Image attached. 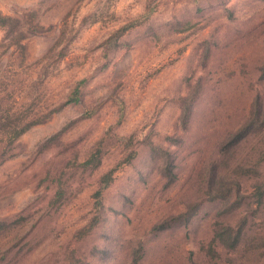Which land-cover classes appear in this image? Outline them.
I'll return each mask as SVG.
<instances>
[{
    "label": "rangeland",
    "instance_id": "1",
    "mask_svg": "<svg viewBox=\"0 0 264 264\" xmlns=\"http://www.w3.org/2000/svg\"><path fill=\"white\" fill-rule=\"evenodd\" d=\"M0 14V264L248 257L219 250V222L264 237L252 179L230 171L264 178V125L223 150L224 180L206 171L264 93V0H0Z\"/></svg>",
    "mask_w": 264,
    "mask_h": 264
},
{
    "label": "trees",
    "instance_id": "2",
    "mask_svg": "<svg viewBox=\"0 0 264 264\" xmlns=\"http://www.w3.org/2000/svg\"><path fill=\"white\" fill-rule=\"evenodd\" d=\"M9 21V18L4 17L0 14V26L5 25L7 22ZM264 94L261 92V90L259 89L257 92H251V94L249 95V101L251 100V108H250V112L249 115L247 116V119L245 118L246 115H242V119H244V121L242 122V124H239L240 122H236L234 128H232V130L228 131V135L226 137V139H228V142L224 145V147L222 148L223 150H226V152L228 151L229 148H231L232 146L236 145V143L239 141L241 142L247 135V130L251 127L255 125H258L259 127L264 125V112L262 110H260V106L258 105L259 100H261V95ZM80 98V92L78 87H75L70 95L68 96V100L67 102H65V104L68 103H77L79 101ZM64 105V104H63ZM247 108H244V110ZM42 123L40 120H31L29 122H23L21 121L17 126H15V128H11V131L13 132V137H18L19 135H21L22 133H24L25 131H27L31 126L37 125ZM224 152V151H223ZM226 152L222 153L220 155L221 159H214L211 161L210 164V168L206 171L208 179L210 178H219L221 180H224V176L223 174H221V170L219 169V165H224L223 161H225V156L227 154H225ZM233 155V153H232ZM234 157V155H233ZM229 160V158H228ZM227 160V162H228ZM245 164V163H244ZM244 165H240L239 163L235 164L232 166V168L230 169L231 172L235 171V170H243L244 174L249 177L250 179H252L253 182V186H252V190L250 192L251 197L253 199V205L256 206H263L264 204V178H262V173H260V171L258 170L257 166L255 169V172L252 170V168H254V166H251V164H245V168H243ZM243 168V169H242ZM220 173V174H219ZM212 174V175H211ZM111 175H112V171H108L107 173L103 174L101 176V181L104 183L102 186H99V189L94 193L93 197L96 199L95 201V207L97 209H100L102 207V201L100 200L101 197V193L102 190L106 187V185L111 181ZM211 175V177L209 178V176ZM171 178L175 179V176L172 175ZM229 188V187H228ZM222 198H220L222 201H224V204H228L229 201H231V196L228 195V192H222ZM239 194H237L238 196ZM242 198L241 196H238V199ZM232 205V204H230ZM229 206V205H228ZM246 217H242L241 219L238 220V225H234L232 222L228 221V220H223L221 222H219V250L220 249H224V250H228L231 252L236 251V249L238 248V246H240L242 244V242L246 243L245 245H247V252L246 254L250 253L247 257V255L241 257V261L238 262V264H261L260 260L261 257L260 256H252L251 253L256 254L257 251H262L264 250V237L260 236L259 234H257L258 237L252 239H244V231L242 228L243 223L246 222ZM96 219L94 220L93 223L95 222ZM167 225L165 222L162 224H159V226H157L158 229L163 230L165 228H167ZM244 245V244H243ZM255 251V253H254ZM264 254V253H263Z\"/></svg>",
    "mask_w": 264,
    "mask_h": 264
}]
</instances>
